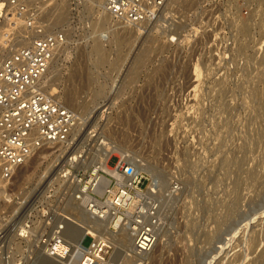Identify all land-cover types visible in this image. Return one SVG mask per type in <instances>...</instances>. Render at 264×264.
Returning a JSON list of instances; mask_svg holds the SVG:
<instances>
[{
    "label": "rangeland",
    "instance_id": "rangeland-1",
    "mask_svg": "<svg viewBox=\"0 0 264 264\" xmlns=\"http://www.w3.org/2000/svg\"><path fill=\"white\" fill-rule=\"evenodd\" d=\"M29 1L44 10L47 29L67 33L46 86L67 105L80 67L83 107L69 104L79 117L69 145H50L11 179L0 176V264H57L43 241L75 212L64 173L92 169L82 162L107 145L146 166L144 186L162 201L159 249L131 261L115 242L118 264H264V0H169L158 20L126 33L121 51L108 44L106 62L97 64L89 44L118 26L102 23L93 0ZM60 4L62 21L49 22ZM30 31L21 26L16 44L29 43ZM119 161L115 154L109 165ZM174 182L180 190L170 194Z\"/></svg>",
    "mask_w": 264,
    "mask_h": 264
},
{
    "label": "built area",
    "instance_id": "built-area-1",
    "mask_svg": "<svg viewBox=\"0 0 264 264\" xmlns=\"http://www.w3.org/2000/svg\"><path fill=\"white\" fill-rule=\"evenodd\" d=\"M167 2L105 0L104 9L123 22H154ZM43 15L44 10L29 0H7L0 8V175L6 180L42 147L68 143L79 121L72 109L44 90V76L68 39L65 29H47ZM21 26L35 32V36L29 43L16 46V31ZM2 36H6L5 43ZM171 40L176 42L178 38L173 34ZM120 161L119 176L105 174L109 184L102 181V172L96 174L93 168L72 167L64 173L67 185L73 187V197L92 220L100 223L94 227L96 236L86 235L91 238L88 251L75 253L80 264H118L113 258L115 238L106 232V222L114 234L120 230L130 233L131 254L135 257L147 256L157 245L163 227L162 201L154 188L144 186L148 177L143 171L133 162ZM179 190V183L174 182L169 193ZM65 242L64 225L60 224L43 241L46 255L53 256L56 246Z\"/></svg>",
    "mask_w": 264,
    "mask_h": 264
},
{
    "label": "bare ground",
    "instance_id": "bare-ground-1",
    "mask_svg": "<svg viewBox=\"0 0 264 264\" xmlns=\"http://www.w3.org/2000/svg\"><path fill=\"white\" fill-rule=\"evenodd\" d=\"M104 1L105 0H93L94 8L95 7H99L100 10H101V21H102V23H104V24L107 23L108 24V23L114 22L115 25L118 26V27L116 29H112L111 31L109 29H105V28L102 29L101 31H99L97 33V35L93 39L92 43L89 44L90 47H91L90 57H91V59H93V62L96 63V64L99 63V62L100 63L106 62L107 57H108V55L106 53V46L108 44H110L111 46H115L119 51H121L122 50L121 48L126 43L129 42L128 35L126 33L127 32H131V31H133V33L134 32L136 33L138 31L140 25L146 23V22L129 23V22H123L121 20L116 19L113 15H111L108 12L105 11V9H104ZM184 1L191 3L192 0H184ZM61 5L62 4L57 5L56 8H54L50 13L47 14L48 17H49V22L50 21L51 22L52 21L58 22V20L60 22V20H61L60 18H63L64 17V16H62V14H64L65 12L63 13V10L62 9H63V7L65 5H63V7H61ZM242 29L244 31L247 30L246 27H242ZM260 29L261 30H264V22L260 25ZM30 32H29V34H30ZM25 36H27V34ZM170 37H171V35L169 36V38ZM86 58H88V56ZM53 61H54V59L52 60L50 66L48 68V71H47L46 75L44 76V82H45V85H44L45 88H44V90L46 92H47V90H49L50 93L52 92L51 94L49 93L50 95H52V96L54 95V96H57L58 97L59 96L58 90L55 87H52V88L50 87L49 88V86H46V83H47L46 77H47V74L49 72V69L51 68V65H53ZM75 73H76V75H74L72 77V80L76 82V85L74 87H72L71 90L66 94V96H67L66 98L68 100L67 106H69V108H72L69 105L71 103L72 104L75 103V104H77V106L79 105L78 108L83 107V105H81V103H79V101H78V92H79V89H80V85H82L81 84V79L79 77V75H80L79 74L80 73V67H78L77 69H75ZM87 75H88L87 76V85L88 84L90 85L94 81V77L90 73L87 74ZM84 77H86V76H84ZM83 81H85V84L84 85H86V79L85 78H84ZM72 110H74V108H72ZM77 125H78V122H77ZM77 127L74 128V131L72 133V137H75L74 134H75V129ZM68 143H71V142L69 141ZM68 143H55V144H57L56 146H58V145H64V144H68ZM104 144H106V143H104ZM50 145H54V144H52V143L51 144H48V145L42 147L43 148V149L41 148L42 150H40V149L37 150L36 153L37 152L39 153V152H42V151L44 152L48 148H52L53 146L50 147ZM36 153H33L27 159L26 162H28L29 160H31L32 157L35 156ZM115 154H118V155L121 156V158H122V162L121 163H123V162H125V163L131 162V161H129L131 159L130 156L126 153V151L121 146H119V145H110V146H108L107 145L104 148H102L100 151H97L95 153H90L88 156H86L85 162H82V163H83V166L84 167L87 166L89 168L90 166H92L95 169L96 174H97L98 171L102 172V174H103V176L101 177L102 181L104 180V182L106 184H109L110 183V180H109V178L105 174H107V175H113V176H119V166L118 167L117 166L116 167H111L109 165L110 159ZM75 158L78 159L79 157H75ZM72 160L73 159H71L70 161H72ZM137 165H138V167H137ZM135 166L137 167L138 170H141L142 169L141 171H143V172L147 170L146 166H144V164L143 165H140L139 162L136 163ZM154 180H155V178H154ZM154 180H152V183H153ZM155 182L157 183L156 180H155ZM154 185H155V183H154ZM148 186H149V189L148 190H151L150 188H153V185H151V186L148 185ZM73 198L76 199L75 197H73ZM76 201H77V204H76L77 206L76 205L74 206V210H75L74 214H71V215L68 214V216H65V215L63 216L62 215L63 217L62 216L60 217V220L64 223V227H65L64 234H65V232H68L69 235H70V237L73 240V243L71 244V242H69V241L66 240L67 242L58 244L56 246V249H55V252L56 253L53 256L46 255L47 258L51 259L52 261H54L57 264H68V262L71 259H72L71 261L74 264H80V258L77 259V260H75L76 259L75 253L76 252H81V253L83 252V253H85L86 251H88V248L86 246H84L83 243H82L83 242V239L85 238V236L88 233H91L93 236H96V232H95V228L94 227H95V225H97V224L99 225L100 224L99 222H97V220L94 221V220L91 219L90 213L87 211V209L82 205V203L79 200L76 199ZM85 215H89V217L91 219L90 221L91 222L93 221V223L95 225L89 226L88 224H85L86 221H87V219H86L87 216H85ZM104 227L106 228V232L109 233V235L112 238H115L114 239L115 242L117 244L121 245V247L123 248V250H122L123 256H125L126 259H129L131 261H133V260L134 261H137V260H139V258L141 259V258H145L146 257V256L145 257H135V256H133L131 254V249H132V246H133V238L131 237V235H130V233L128 231H126V230H124V231L123 230H120L119 233L114 234V232H111V231H109L107 229L108 222L105 223ZM161 231H162V229H161ZM161 231L159 232L158 241H157V245H156L155 249L150 254H148V255H151V254L156 253L155 251L157 249H159L158 247L160 246V241H161V238H162ZM53 233H54V231L52 232V234ZM44 248H45V246L43 245V249ZM67 251H70V252L67 253Z\"/></svg>",
    "mask_w": 264,
    "mask_h": 264
}]
</instances>
